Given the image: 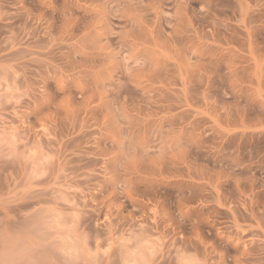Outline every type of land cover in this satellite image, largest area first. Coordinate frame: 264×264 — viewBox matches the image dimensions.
Wrapping results in <instances>:
<instances>
[{
	"label": "rangeland",
	"instance_id": "374dc122",
	"mask_svg": "<svg viewBox=\"0 0 264 264\" xmlns=\"http://www.w3.org/2000/svg\"><path fill=\"white\" fill-rule=\"evenodd\" d=\"M0 264H264V0H0Z\"/></svg>",
	"mask_w": 264,
	"mask_h": 264
}]
</instances>
